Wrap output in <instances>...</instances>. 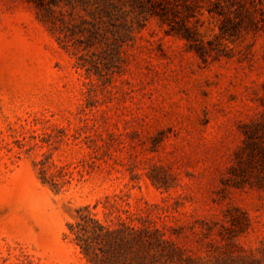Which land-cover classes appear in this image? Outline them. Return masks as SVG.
<instances>
[{
    "label": "rangeland",
    "instance_id": "374dc122",
    "mask_svg": "<svg viewBox=\"0 0 264 264\" xmlns=\"http://www.w3.org/2000/svg\"><path fill=\"white\" fill-rule=\"evenodd\" d=\"M36 2L0 0V264H264V33Z\"/></svg>",
    "mask_w": 264,
    "mask_h": 264
},
{
    "label": "trees",
    "instance_id": "16d2710c",
    "mask_svg": "<svg viewBox=\"0 0 264 264\" xmlns=\"http://www.w3.org/2000/svg\"><path fill=\"white\" fill-rule=\"evenodd\" d=\"M86 3L94 1L100 21L108 18H125L133 15L139 22H146L155 18L161 25L168 27L167 32L185 40L187 46L201 56L210 52L219 54L225 50L223 40L233 42L244 34L264 33V0H84ZM38 2V3H37ZM38 7L44 9V0H37ZM205 14L219 21L218 34L214 40L204 41L200 37V18ZM103 24V22H101ZM140 24L139 26H143ZM264 156V154L262 155ZM259 182L263 178H259ZM259 188H263L258 183ZM103 236H115L117 231L106 230L93 221ZM82 229V228H81ZM145 234H148L144 231ZM142 232H136L134 240L143 244ZM80 247L88 252L89 243L83 236H77ZM144 261V260H143ZM143 261L136 264H143Z\"/></svg>",
    "mask_w": 264,
    "mask_h": 264
}]
</instances>
